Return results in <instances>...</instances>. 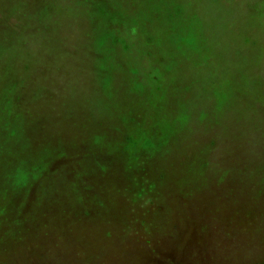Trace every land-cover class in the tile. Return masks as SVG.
<instances>
[{"label": "rangeland", "instance_id": "1", "mask_svg": "<svg viewBox=\"0 0 264 264\" xmlns=\"http://www.w3.org/2000/svg\"><path fill=\"white\" fill-rule=\"evenodd\" d=\"M0 264H264V0H0Z\"/></svg>", "mask_w": 264, "mask_h": 264}, {"label": "trees", "instance_id": "2", "mask_svg": "<svg viewBox=\"0 0 264 264\" xmlns=\"http://www.w3.org/2000/svg\"><path fill=\"white\" fill-rule=\"evenodd\" d=\"M53 15H54L53 16V20L54 21L51 22L50 26H53V27L59 29L58 26H61L59 21H61L60 17L63 15V13L58 11V12L54 13ZM14 16H15V18H19L22 21V23L24 24L23 27H22L23 30L21 31V33H22L23 36H25V33H29L31 31V28H30V26H31V24H30V15L23 16V15L16 14L15 12L12 11V17H14ZM71 23H72V25L70 26L69 29H71L74 33L79 32L80 30H82V26H80L79 23H77L75 21H71ZM45 27L49 28L48 26H45ZM24 29H27V30L24 31ZM40 36H41V34H40ZM60 36H63V35H60ZM26 41H27V43L30 42L29 40H26ZM36 43H38V42H36ZM62 43H63V39H60V41L58 43H56L54 40L46 41V43L45 42L44 43L40 42V46H41V49H42L41 56H43L44 58L48 57V59H51V57L54 54L55 55L59 54L57 56L60 57L61 54L63 53V50H62V47L59 46V45H62ZM113 43H115V42L113 41ZM117 46L120 49L124 48V46L123 45L121 46L120 44H117ZM49 66H50V64L48 63V61L45 62V64L41 63V61H40L39 68H40V72L42 74V77L45 78L46 74H48V76H49V79L46 80V82H52L56 78V77H54V74H51V73L47 72ZM58 67H59L58 64L53 65V69H55V70H57ZM43 69H45V71ZM78 85H80V84H79V81L77 79H72V82H69L68 80H65V79L63 80V82L61 83V88H60L61 91H62V95L60 96L59 100H63V99L65 100V103L63 105H66V109H63L62 111H59V110L56 111V112L54 111L52 117L55 116L58 119H60L61 121H65V122H68V121L73 119L72 118L73 115L69 114L67 112V109L69 108V109L72 110L74 108H77V105L79 104V99H81V97H84L82 94H80ZM11 86L15 87L16 86V82L14 81L11 84ZM48 93L52 94L51 95L52 99H54V100L57 99L54 96V93H55L54 91H48ZM78 107L82 108L80 104H79ZM84 107H85V109H87L86 106H84ZM70 132L75 133L74 129H72V131H70ZM125 137L128 138L130 141L133 138V136L129 135V133L126 134Z\"/></svg>", "mask_w": 264, "mask_h": 264}]
</instances>
